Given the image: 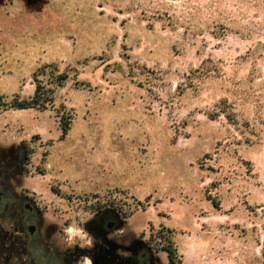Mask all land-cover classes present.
<instances>
[{"label":"rangeland","instance_id":"374dc122","mask_svg":"<svg viewBox=\"0 0 264 264\" xmlns=\"http://www.w3.org/2000/svg\"><path fill=\"white\" fill-rule=\"evenodd\" d=\"M51 62L73 68L54 106L0 112L47 219L82 236L78 207L114 191L161 264L169 240L183 264H264V0H2L3 100Z\"/></svg>","mask_w":264,"mask_h":264},{"label":"flooded vegetation","instance_id":"af4514ba","mask_svg":"<svg viewBox=\"0 0 264 264\" xmlns=\"http://www.w3.org/2000/svg\"><path fill=\"white\" fill-rule=\"evenodd\" d=\"M23 1L35 9L42 0ZM0 162V264H161L151 236L127 227L131 205L112 203L122 202L114 191L78 207L90 216L77 223L84 235L72 236L70 220L47 219L34 193L16 189L26 158L11 147Z\"/></svg>","mask_w":264,"mask_h":264},{"label":"trees","instance_id":"16d2710c","mask_svg":"<svg viewBox=\"0 0 264 264\" xmlns=\"http://www.w3.org/2000/svg\"><path fill=\"white\" fill-rule=\"evenodd\" d=\"M72 70L73 68L60 70L59 66L54 62L42 64L33 73V79L35 81L33 95L25 97L20 93H16L11 98L3 100L5 95L0 93V112L8 109L28 108L46 110L49 107L54 106L56 92L58 88L65 86V84L69 81L71 78L70 71ZM76 84L90 85L89 82L84 80H77ZM72 118L73 117L70 113L63 112L60 114L61 134L59 140H63L68 136L71 130ZM50 142L53 144L54 140L51 139ZM17 151L20 156L26 158V171L27 164L29 163L31 154L33 153V148L30 146L28 140H23L17 147ZM44 154L48 156L49 151H46ZM3 166L4 163L0 162V169H2ZM112 203L120 204L119 202ZM164 249L167 252L170 264H183V255L178 254V249L173 245V242L169 240Z\"/></svg>","mask_w":264,"mask_h":264},{"label":"crops","instance_id":"0c3cea01","mask_svg":"<svg viewBox=\"0 0 264 264\" xmlns=\"http://www.w3.org/2000/svg\"><path fill=\"white\" fill-rule=\"evenodd\" d=\"M184 264H185V259H184Z\"/></svg>","mask_w":264,"mask_h":264},{"label":"clouds","instance_id":"9594fccd","mask_svg":"<svg viewBox=\"0 0 264 264\" xmlns=\"http://www.w3.org/2000/svg\"><path fill=\"white\" fill-rule=\"evenodd\" d=\"M69 231H71V229H69Z\"/></svg>","mask_w":264,"mask_h":264}]
</instances>
